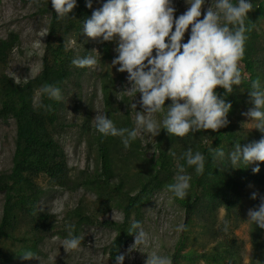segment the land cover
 I'll use <instances>...</instances> for the list:
<instances>
[{
	"label": "trees",
	"instance_id": "trees-1",
	"mask_svg": "<svg viewBox=\"0 0 264 264\" xmlns=\"http://www.w3.org/2000/svg\"><path fill=\"white\" fill-rule=\"evenodd\" d=\"M102 3L105 0H101ZM235 2V1H233ZM77 7L69 14L70 19L57 20L56 13L51 5V0L42 2V11L49 15V21L44 39L39 73L24 83H16L12 78L0 71V119L14 122V151L12 155L11 168L7 172L0 173V193L3 195L2 213L0 217V242L8 240L17 244L16 253L19 257L25 251L36 250L38 241L42 239L46 231L53 228L55 217L47 213H39L37 206L44 194L42 187L38 185V179L43 176L52 187H61L67 178V166L62 147L55 139V127L58 122V112L61 107L60 101L50 100L46 96L38 95V89L45 83L58 86L63 94L64 86L72 76L74 54L71 49L65 50L63 43L71 35L81 34L82 22L91 17L93 8L86 6V0H76ZM248 13L245 19L246 27L251 31L246 32L245 54L240 62L242 72V84L233 86L231 94H225V90L217 88V94L232 104L228 113L229 121L226 127L220 128L217 132H190L185 137H170L167 132L161 129L157 136L155 148L157 156L145 159L140 150V142L136 138L125 148L121 138L104 137L98 131L94 140L97 143L99 168L94 176L83 180L84 188L95 193L97 205L102 208L116 207L121 211L123 219L119 223H110L115 230V238L110 247L109 253L114 262L119 247L134 237L128 233L131 223L137 220L141 207L147 202L148 197L154 192L167 189V185L174 182L177 171V164L185 166L191 176L190 188L184 199L175 198L176 202L187 213L189 221H195L200 227L210 228L209 219L214 218L219 209H224L226 215L235 213L243 199L245 190L249 184H262L263 174L259 163L260 171L253 173L252 168L256 164L240 169H232L227 160L234 144L239 142L242 146L253 141H259L264 133L256 131L250 136L234 132V122L237 114L244 108L245 93L251 90V82L257 78L264 86V80L258 69H255L259 56H263L264 47H259L258 34L256 32L257 8ZM74 18V20L72 19ZM115 39L112 42H99V55L102 62L112 59V49ZM18 44L17 35L10 33L6 39L0 40V65H3L8 55ZM247 77L245 78V75ZM103 115L108 116L117 128H133L128 111L119 110L121 101L117 102L116 79L109 73L100 75ZM126 99H122V102ZM43 102L51 105V111L37 107ZM171 101H166L167 107ZM254 136V139H252ZM221 147L226 157L224 160L216 161L211 157V150ZM201 152L205 156V170L202 175L195 173L194 167H188L186 161L180 157L189 149ZM176 156H170L169 150ZM119 156L120 162H127L125 170L131 169L132 179L135 181L136 193L131 195L132 187L126 179L130 175L119 174L120 169L116 168L115 159L112 156ZM117 170L118 178L115 183L110 182ZM131 178V177H130ZM128 185V189L125 188ZM112 201V204L108 202ZM131 214L134 219L131 220ZM76 219L72 225L73 236H78V230L84 223L91 222V218L83 215L81 209L74 210L69 218ZM26 224V231L17 235L18 229ZM209 224V225H208ZM205 233V232H204ZM210 235V234H209ZM215 234L212 237L215 238ZM183 237L176 245V252L172 256V264L177 260L193 262L197 255L194 251L180 254L185 246ZM262 251V250H261ZM235 254V253H234ZM236 255V254H235ZM229 255L225 251L216 250V253L203 257L213 263H217ZM235 258L234 255H230ZM256 264H264V253L260 255V261Z\"/></svg>",
	"mask_w": 264,
	"mask_h": 264
},
{
	"label": "rangeland",
	"instance_id": "rangeland-1",
	"mask_svg": "<svg viewBox=\"0 0 264 264\" xmlns=\"http://www.w3.org/2000/svg\"><path fill=\"white\" fill-rule=\"evenodd\" d=\"M44 1L38 0L37 3L34 0H0V40L6 39L10 33L18 37V44L8 55L6 62L0 65V71L16 83H24L34 78L40 71L45 39V36L41 37V35L46 34L49 21V15L42 11L41 3ZM172 3L176 9L174 17H178L187 10L186 0H172ZM251 3L252 6L261 5L257 8L256 32L259 37V47H264V0H251ZM102 4L101 0H92L93 10L101 7ZM209 4L210 0H206L201 19ZM189 34L190 28L185 33L183 42H187ZM40 38L41 46L38 49L33 48V43ZM68 39L75 41L70 48L74 58L95 55L97 64L83 69L73 65L72 76L64 86L55 127V139L62 147L65 156L68 172L65 184L61 187H52L45 177L41 176L38 179V185L42 187L44 194L38 202L37 209L39 213L53 215L55 222L53 228L46 231L37 243L34 252L37 259H22L16 253V243L2 240L0 264H116V260L113 262L109 253L116 233L109 224L119 223L123 219L121 211L114 206L110 209L98 206L95 193L84 188L82 182L85 178L94 176V172L99 168L97 143L94 140L97 132L94 118L97 113L103 114L100 75L107 72L116 79L117 102L122 103L119 110L129 112L133 128L136 111H142L139 105L140 96L138 94L134 100V97L121 94L127 84L128 74L120 73L116 68L111 67V62L117 55L114 51L116 42L112 49V59L102 62L97 41H92L82 34L71 35ZM93 49L97 53H91ZM255 69H258L264 80V53L263 56H259ZM239 91L245 93L246 103L238 112L237 120L233 121L235 125L233 131L243 133L242 135L246 137L257 130L251 124L242 127V124L250 123L242 113L252 105L249 103V91L244 92L242 89ZM124 98L126 100L122 102ZM133 103L137 105L136 109L132 107ZM154 118L159 122L162 114H157ZM14 133V122L0 119V173L7 172L11 168ZM137 139L145 159L157 156L158 151L155 148L157 136L143 132ZM112 158L115 159V169H120L119 174L130 175L131 178H127L126 182L132 187L131 195L135 194L137 188L132 179V168L125 170L130 164L126 161L121 163L119 156L115 155ZM261 167H263V183L247 186L235 213L227 216L224 209H219L214 218L209 219L213 227L208 225L213 230L203 229L199 223L189 221L187 213L180 208L167 189L154 192L137 215V220L149 235V247L126 254L129 246L134 243L133 237L119 247L116 256L126 254L124 264H145L147 255H150L152 251L172 259L178 241L187 237L180 254L192 250L197 258L193 262L177 260L176 264H256L260 261V255L264 253V230L256 224L247 223V213L249 209L257 208L260 198L264 197V163ZM118 176L116 170L110 182L115 183ZM128 185H125L126 189ZM253 193L257 194L256 199H252ZM108 203L112 204V201ZM2 204L3 195L0 193V217ZM78 208L82 210L83 215L91 218V222L82 224L78 230V237L82 238L79 248L66 252L62 241L68 238V225L76 222L75 217L69 218V215ZM130 218L133 220L134 215L131 214ZM225 221L229 222L227 232L223 230ZM179 225H183L185 230L177 232L176 228ZM25 226L26 224L18 229L17 235L27 230ZM213 234L216 235L215 238L212 237ZM57 237L59 239H56ZM216 250H224L229 256H225L217 263L203 258L216 253ZM230 255H234L235 258H231Z\"/></svg>",
	"mask_w": 264,
	"mask_h": 264
},
{
	"label": "clouds",
	"instance_id": "clouds-1",
	"mask_svg": "<svg viewBox=\"0 0 264 264\" xmlns=\"http://www.w3.org/2000/svg\"><path fill=\"white\" fill-rule=\"evenodd\" d=\"M38 3V0H34ZM206 0H186L187 10L174 17L176 11L172 0H105L92 11L83 24L82 35L92 41L112 42L117 55L111 67L120 73H127V84L121 94L134 97L139 94L142 111H136L135 127L117 128L106 115L94 118L96 130L104 137H119L125 148L143 132L158 136L161 129L172 137H185L190 132H217L229 123L227 116L232 108L217 94L222 88L231 94L233 86L242 84L240 62L245 54V19L253 10L251 0H210L202 16ZM57 20L70 19L69 14L77 7L76 0H51ZM92 8V0H86ZM74 20V18H72ZM174 28V31H173ZM190 28L187 42H183ZM47 34L41 35V37ZM87 42V41H85ZM75 41L64 39L67 51ZM41 38L33 43V48L41 46ZM91 53H97L95 49ZM72 64L78 68H91L97 64L95 55L74 58ZM118 66V67H117ZM38 95L50 100H62L58 86L45 83L38 89ZM252 107L242 113L253 128L264 133V86L257 78L251 82L248 92ZM133 100V101H134ZM166 101L171 103L165 107ZM37 107L51 111V105L41 101ZM136 109L137 105L132 104ZM162 114L158 122L154 117ZM170 156L176 154L170 149ZM213 162L224 160L226 154L221 147L211 150ZM188 167H194L197 175L205 170V156L189 148L181 157ZM232 169H240L256 164L253 173L260 171L259 163H264V136L244 146L237 142L227 153ZM259 162V163H257ZM191 176L185 166L177 164L174 182L167 185V191L176 198L184 199L190 188ZM257 194H252L256 199ZM249 224H256L264 230V197L260 198L257 208L248 210ZM114 217V215H113ZM225 221L224 231H228ZM74 225H68V238L62 241L66 252L76 250L82 238L73 236ZM185 230L183 225L177 232ZM134 234V243L129 246L130 254L138 249L149 247V235L139 221H133L128 230ZM56 239H59L58 237ZM126 254L116 256V264H124ZM24 260L37 259L35 253L25 251ZM145 264H172V259L152 251L147 255Z\"/></svg>",
	"mask_w": 264,
	"mask_h": 264
}]
</instances>
